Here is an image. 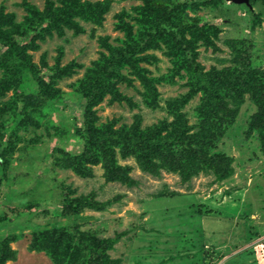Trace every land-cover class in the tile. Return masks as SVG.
<instances>
[{
    "label": "rangeland",
    "instance_id": "374dc122",
    "mask_svg": "<svg viewBox=\"0 0 264 264\" xmlns=\"http://www.w3.org/2000/svg\"><path fill=\"white\" fill-rule=\"evenodd\" d=\"M48 12L56 16L49 23ZM32 21L39 22L23 39L29 70L0 67V244L16 250L7 264H81L80 237L117 239L107 254L123 264H264V0H0L3 33L17 36ZM159 22L165 32L135 54L136 67L122 69L128 81L113 76V92L88 104L82 90L99 68ZM189 60L204 73L235 74L218 90L212 84L220 99L199 87ZM241 71H256L261 91ZM28 95L48 99L39 105ZM221 103L227 108L216 118L227 120L215 121L211 154L234 160L221 182L209 171L189 182L168 168L154 176L140 167L138 150L126 156L116 147V132L195 135ZM194 137L184 140L188 147ZM104 143L115 162L132 168L136 186L112 179ZM178 147L185 159L187 146ZM91 194L120 199L104 211L66 212Z\"/></svg>",
    "mask_w": 264,
    "mask_h": 264
},
{
    "label": "trees",
    "instance_id": "16d2710c",
    "mask_svg": "<svg viewBox=\"0 0 264 264\" xmlns=\"http://www.w3.org/2000/svg\"><path fill=\"white\" fill-rule=\"evenodd\" d=\"M67 14H70V11L65 10L60 13L57 17L60 20L66 18ZM166 18L170 16V12L163 10L162 13ZM56 17L53 13H47L45 19H42L50 22L51 18ZM41 20V18H40ZM39 20V21H40ZM39 21H32L31 28L28 27L26 29L20 30L17 36L8 35L3 33L0 30V44L5 48L3 52L0 53V67L8 68V70H18L20 73L26 72L28 67L30 66V57L26 53V46L23 45L24 37L29 36L33 31L34 25ZM163 22H159L154 25L153 30L149 32L148 38L143 41L131 42L125 47L116 51V55L113 59L109 60L102 67L99 68L97 75L94 76L92 80V85L90 88H85L82 90L83 95L88 97V104L93 105L99 103L106 93L113 92L114 85L111 81L113 76H116L117 80L120 81H128V77L122 75V69L126 66H134L136 63L135 54L144 50L145 46L152 41L153 38L156 37L157 33H164ZM36 30V29H35ZM38 33V31H37ZM39 34H36L35 37H39ZM35 37L31 38V45L35 41ZM150 38V39H149ZM179 41V40H178ZM17 43V45H15ZM180 48L185 51V47H183V42L179 41ZM243 45V44H242ZM240 58V57H239ZM241 60V58H240ZM189 64L192 66L195 65V73L198 78V85L200 88L205 86V91L209 98L216 97L219 98V94L212 87V84L216 85L223 80L231 81L235 76L233 73H217L208 74L204 73L202 69L198 68L199 65L194 63V61L189 60ZM194 64V65H193ZM137 66V65H136ZM134 66V67H136ZM61 69L58 74H61ZM18 75V73H17ZM240 76H242L243 81L247 82L250 86H255L256 89L254 91H261L263 87V81H259L258 74L256 71H241ZM36 80L39 82L42 80V76H37ZM117 83V81H116ZM218 90V86H217ZM44 97V96H42ZM39 97H35L34 95H28L25 97L26 100L33 102L34 100L40 101L39 105H43L47 101L46 98L42 99ZM222 102V100H219ZM223 104V105H222ZM180 105V104H179ZM179 105L177 102L172 101L170 103V111L178 116ZM221 106L227 108L226 103L219 104V107L216 109L213 115H209L206 119L202 120L200 123V127L195 135L188 134V132H180L177 138H156L152 136V132L141 131V132H133L131 135H126L123 133L116 132L114 139H116V147L120 145L122 147V152L124 155H128L130 152L138 150V154H136L137 161L142 168L143 171L150 173L154 176H159L161 174L162 169L172 170L174 172H179L182 177L183 182H189L193 176L199 174L202 171H209L214 173L217 182H221L227 177H229L233 170L232 164L234 162L233 158H227L225 160L219 159L216 155L211 154L210 146H213V137L216 133H218V129L216 128L215 121H224L226 118H216V115L221 109ZM227 111L231 112L230 109ZM264 112V108L262 109ZM233 113H237V110L232 111ZM180 117L178 116V119ZM223 125V124H222ZM190 129V128H189ZM188 129V130H189ZM216 129L217 131H214ZM90 134L93 136H102L107 138H111L114 133L111 131H90ZM206 134V135H205ZM204 135V136H203ZM194 137L193 141H195L194 147H188V144L184 141L187 137ZM107 137V138H106ZM169 139V140H168ZM171 139V140H170ZM95 141L88 142L87 148L90 147ZM178 146L186 147L189 150V154L185 156V159L178 155ZM101 148L103 150L104 156L109 158V162H107L112 168L113 176L112 179L120 182L121 184L127 187H134L138 184V181L135 180L131 175L130 171L132 170L129 166H121L114 160V156L110 155L112 149L109 144H102ZM90 152L84 151V154L87 156ZM157 160H154V158ZM120 197H116L114 199L108 200L106 202H100L95 199L94 195H88L87 197L82 196L80 198H76L71 205L68 207V211L70 212L75 209L81 210L85 208H89L97 211H104L111 204L119 201ZM117 239H84L82 237L79 238V247L85 251V255L81 264H123L120 260L111 259L107 254L108 251L114 248ZM246 257L248 256V252L245 251ZM16 250L12 249L8 244H0V264H7L9 261L16 260ZM210 262L207 260L206 262Z\"/></svg>",
    "mask_w": 264,
    "mask_h": 264
},
{
    "label": "water",
    "instance_id": "95a60500",
    "mask_svg": "<svg viewBox=\"0 0 264 264\" xmlns=\"http://www.w3.org/2000/svg\"><path fill=\"white\" fill-rule=\"evenodd\" d=\"M228 1H232V2H234L236 4H246L248 6H251V2L253 0H228Z\"/></svg>",
    "mask_w": 264,
    "mask_h": 264
}]
</instances>
